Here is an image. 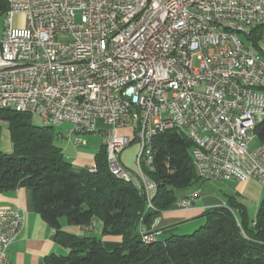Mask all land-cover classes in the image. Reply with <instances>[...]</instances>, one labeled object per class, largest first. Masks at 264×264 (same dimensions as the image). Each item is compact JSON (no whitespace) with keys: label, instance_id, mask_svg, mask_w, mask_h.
Returning <instances> with one entry per match:
<instances>
[{"label":"built area","instance_id":"obj_1","mask_svg":"<svg viewBox=\"0 0 264 264\" xmlns=\"http://www.w3.org/2000/svg\"><path fill=\"white\" fill-rule=\"evenodd\" d=\"M5 1L1 106L73 123L60 137L75 149L88 142L75 139L77 128L90 125L85 135L110 140L113 168L140 181L121 153L145 130V164L152 165L158 129L174 125L194 142L202 179L264 182V142L256 134L264 120V58L244 38V27L261 26L264 47V0ZM16 14L25 26L14 25ZM121 127H132L133 136L118 134ZM142 185L148 203L150 183ZM24 226L21 210L0 209V264H10L9 247ZM140 230L150 240L162 234Z\"/></svg>","mask_w":264,"mask_h":264},{"label":"trees","instance_id":"obj_2","mask_svg":"<svg viewBox=\"0 0 264 264\" xmlns=\"http://www.w3.org/2000/svg\"><path fill=\"white\" fill-rule=\"evenodd\" d=\"M7 10V2L0 0V17ZM262 31L259 26L244 37L260 53ZM0 121L8 123L13 143L12 153L0 151V192L29 188L35 210L69 250L48 256L47 264H264V201L252 216L234 195L227 205L206 209L204 223L191 234L143 241L141 226L162 230L156 219L177 205V191L202 179L192 158L194 142L184 131L171 129L153 139V163H143L142 169L157 192L154 208L146 210L143 192L113 174L103 142L95 155L96 171L91 172L73 166L57 142L55 127L36 125L30 113L12 109H1ZM256 134L264 142V120ZM63 218L81 227L98 220L102 233L121 236V244L109 250L101 238L64 233Z\"/></svg>","mask_w":264,"mask_h":264},{"label":"crops","instance_id":"obj_3","mask_svg":"<svg viewBox=\"0 0 264 264\" xmlns=\"http://www.w3.org/2000/svg\"><path fill=\"white\" fill-rule=\"evenodd\" d=\"M4 126L8 127V123L5 121L0 122V151L12 153L13 143L10 132L8 129V133H6ZM92 136L90 140L89 138L87 139L86 145L77 149L73 147L71 142L67 141L69 143V145H66L67 149H73V152L76 151L74 157L67 156L74 167L78 169H90L95 165V155L100 149L102 141L100 140L101 143L99 145L98 141L92 139ZM59 138L66 140L63 137ZM61 147L64 149L63 146ZM129 152L130 150L123 151L120 159L125 167L132 168L133 165L128 162ZM219 181L221 185L218 192L206 195L199 200L192 198L193 203L189 208H181L175 205L172 209L164 211L158 223L162 229L160 237L164 238L169 234L188 233L196 227V224L192 220L201 219L199 222L203 221L202 214L206 209L227 205L228 197L231 195L236 196L237 199L243 202L249 213L255 216L259 206L264 201V182L258 179L248 181ZM184 195L185 198L191 196L185 192L183 197H180V200H182L181 198L184 199ZM8 207L18 208L25 215V226L18 237L11 243L8 250L10 264H47L46 259L48 256L53 254L65 255L68 253L69 250L57 242L55 228L51 227L35 210L32 192L29 188L19 187L14 190L0 192V209ZM61 231L80 237L95 236L101 238L105 247L109 250L118 247L122 241L121 236L104 235L102 233V223L98 220L94 221L92 227H81L70 225L63 218Z\"/></svg>","mask_w":264,"mask_h":264},{"label":"bare ground","instance_id":"obj_4","mask_svg":"<svg viewBox=\"0 0 264 264\" xmlns=\"http://www.w3.org/2000/svg\"><path fill=\"white\" fill-rule=\"evenodd\" d=\"M226 32L239 33V26L226 25ZM250 32H251V27H244V34H250ZM261 50L263 52L264 47H261ZM1 109H8V110L12 109V110L21 112V107L1 106L0 105V110ZM29 113L30 114L37 113V110H30ZM44 122L46 125H51L53 127L60 126V124L56 121H47V122L44 121ZM171 129L181 130V128L174 127V125H165L163 127V129H158V134L164 133V132L171 130ZM85 132H90V125H82V128H77V135L78 134L85 135ZM237 132H246V125H237ZM138 138H139L140 152L136 156L135 163L137 164L138 173H139V176H141V181L137 180L136 178H132L128 175H123V173L121 171H116L113 168V166L111 165V159L109 157L110 140H102V142L107 148V153H108L107 160H108L109 166H110L113 174L116 175L117 177H119L120 179H124L128 182H133L136 185V187H138L143 192V194L146 198V203H147V197L145 195V191L143 189L142 183H150L149 201L146 205V208H147L146 210H151L152 208H154L153 197L156 195L157 186H156V183L154 181H152L151 179L148 178V176L145 175V173L142 169L143 163L145 164V160H146L147 156H149L148 137H147V135H145V130H138ZM193 161H194V164L197 165V158H193ZM196 169L198 171V174L202 177V170H200V166H196ZM89 171L93 172V167H91L89 169ZM194 196L196 197L197 194H195ZM187 201H192V198L186 197V198L180 200L178 203H187ZM159 221H160V218L158 217L156 219L155 226L158 225ZM150 231H157V229L152 228V229H150ZM140 233H141V236L143 238V241H145L146 243L153 242L158 237L157 236L156 238H152V240H150V238L146 235L145 232L140 230Z\"/></svg>","mask_w":264,"mask_h":264},{"label":"rangeland","instance_id":"obj_5","mask_svg":"<svg viewBox=\"0 0 264 264\" xmlns=\"http://www.w3.org/2000/svg\"><path fill=\"white\" fill-rule=\"evenodd\" d=\"M13 22H14V25L16 27H23L25 26V17L23 14H16L13 18ZM4 28V19L3 17H0V33H2V30ZM31 121L36 124V125H44L45 122H44V118L38 114V113H33L31 114ZM73 128V123L71 122H65L63 125L61 126H56L55 127V130L56 132L58 133H64L66 132L67 130L69 129H72ZM8 127L7 126H4V131L6 133H8ZM118 134H126V135H129L130 137L133 136V128L132 127H121L118 129ZM94 135V136H92ZM92 136V139H94L95 141H98L99 145L102 141V136H100V134L96 133V134H87V135H81V134H78V135H75V139L76 138H85V139H88L90 140ZM101 140V141H100ZM68 140H63V139H58L57 142L59 145L63 146V150H65L64 154L66 156L70 155L72 157H74V153L76 152H73V149L72 150H68L66 145L68 144L69 145V141L67 142ZM125 150H130L129 152V156H128V162L129 164H132L133 167L129 168V167H126V168H129L134 174H137V164L135 163L136 159H135V156L137 153L140 152V145L138 143H134L130 146H128ZM124 150V151H125ZM139 150V152H138ZM138 155V154H137ZM220 185H221V182L219 180H213V179H209V180H205V179H201L199 180L198 182H195L192 186L186 188V189H179L177 191V196L178 197H183V194L185 192L188 193V195H191V196H188L189 198H194V200H199L200 198L206 196V195H209V194H212V193H215V192H218L219 189H220ZM198 196H194L195 194H198ZM184 198H185V195H184ZM183 199V198H181ZM199 220L201 219H194L192 220L195 224H196V227L194 229H191V231H189L188 233H183V234H191L192 232H194V230H196L197 228H199L201 226V224L204 223V220L199 222ZM100 226V224H99Z\"/></svg>","mask_w":264,"mask_h":264}]
</instances>
